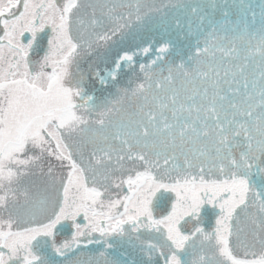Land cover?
Instances as JSON below:
<instances>
[{
  "label": "snow or ice",
  "instance_id": "snow-or-ice-1",
  "mask_svg": "<svg viewBox=\"0 0 264 264\" xmlns=\"http://www.w3.org/2000/svg\"><path fill=\"white\" fill-rule=\"evenodd\" d=\"M0 264H264V0H0Z\"/></svg>",
  "mask_w": 264,
  "mask_h": 264
}]
</instances>
